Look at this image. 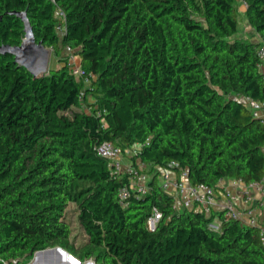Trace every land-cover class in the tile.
I'll return each mask as SVG.
<instances>
[{"label": "trees", "instance_id": "1", "mask_svg": "<svg viewBox=\"0 0 264 264\" xmlns=\"http://www.w3.org/2000/svg\"><path fill=\"white\" fill-rule=\"evenodd\" d=\"M54 1L0 0V45L21 43L15 12L25 11L37 41L61 60L72 47L92 77L86 88L64 60L35 78L0 54V264L54 246L96 264H264L258 227L229 220L213 231L158 184L161 169L181 167L213 187L264 178V125L238 98H264V0H243L260 41L235 37L236 0ZM56 7L67 14L62 40ZM105 141L141 144L131 161L150 167L147 194L120 197L130 175L98 153ZM71 203L86 236L78 245ZM154 208L162 218L151 230Z\"/></svg>", "mask_w": 264, "mask_h": 264}, {"label": "built area", "instance_id": "2", "mask_svg": "<svg viewBox=\"0 0 264 264\" xmlns=\"http://www.w3.org/2000/svg\"><path fill=\"white\" fill-rule=\"evenodd\" d=\"M53 2H55L53 0ZM55 29L61 40L67 32V14L56 7ZM258 58V68L262 75L264 84V41L256 46ZM62 60L67 61L73 75L77 78H84L86 88L89 87L92 77L84 75L80 56L70 46H65L62 50ZM64 64V63H63ZM85 88V89H86ZM84 90L80 99H83ZM249 108L253 117L260 120L264 125V98L256 99L249 95H240L238 97ZM105 111L98 109L97 114L102 115ZM141 144L136 143L122 149L119 145L111 141L101 143L97 151L107 158L109 165L114 173H127L130 175V183L120 188L121 198H128L131 195L143 196L150 191L149 181H142L140 170L147 166L138 160V168L135 167L131 158L137 154ZM130 159V160H129ZM177 166L172 163V166ZM221 179L216 187L205 183L193 184L188 177V171L185 168L178 170L173 168L161 169L158 176V184L162 189L169 192L174 197V206L176 209L187 208L197 212L204 213L210 218L209 228L216 232L222 231V225L225 221L236 220L244 225L256 226L259 228V239L264 246V219L261 211L264 208V199L256 197L252 190L264 191V178L260 181L245 182L241 178H229L228 182ZM225 198L220 201V196ZM162 218V213L154 208L152 214L147 219V226L154 230ZM2 264H24L4 261Z\"/></svg>", "mask_w": 264, "mask_h": 264}, {"label": "water", "instance_id": "3", "mask_svg": "<svg viewBox=\"0 0 264 264\" xmlns=\"http://www.w3.org/2000/svg\"><path fill=\"white\" fill-rule=\"evenodd\" d=\"M15 14L21 18L24 23V38L21 43L16 45L2 44L0 45V54L12 55L15 62L19 66L25 67L35 78H40L47 75L52 68H50V58L52 49L45 46L42 41H37L34 34V29L29 21L25 11H17ZM54 251L67 252L61 246L47 247L45 249L37 250L33 253V258L38 260L43 254L52 253ZM70 255V254H69ZM71 256V255H70ZM73 257V256H71ZM74 261L79 264L80 260L73 257ZM89 264H96L95 260L89 259ZM15 263H18L17 261ZM27 264H32L31 262Z\"/></svg>", "mask_w": 264, "mask_h": 264}, {"label": "rangeland", "instance_id": "4", "mask_svg": "<svg viewBox=\"0 0 264 264\" xmlns=\"http://www.w3.org/2000/svg\"><path fill=\"white\" fill-rule=\"evenodd\" d=\"M236 6H237V9H238V13H239L240 25H239V31L235 35V37H239L240 39H247V40L257 41V32L251 26V24L249 23V21H248V19L246 17V14H245L246 13V9H247V5L245 4V2L243 0H236ZM52 52L53 53L51 55L50 63H49L50 68L56 69L58 67L63 66V61L60 59V57H57L55 55L53 49H52ZM88 100L90 102H94L95 101V97L92 96V95H89L88 96ZM140 173H141V177H142V175L144 177L142 181H146V180H148L150 178V176H152V174L150 173V167H147V166L146 167L143 166L140 169ZM67 218L72 224L71 240H73L76 243V245H78L80 243H83L85 241V237L86 236H85L84 231L82 230L80 224L77 221V215H76V212H75V205L73 203H71L69 205V207L67 208ZM89 259L94 260L93 258H89ZM89 259H87L86 261H88ZM7 262H9V261H7Z\"/></svg>", "mask_w": 264, "mask_h": 264}, {"label": "crops", "instance_id": "5", "mask_svg": "<svg viewBox=\"0 0 264 264\" xmlns=\"http://www.w3.org/2000/svg\"><path fill=\"white\" fill-rule=\"evenodd\" d=\"M260 40H261V36L257 33V41H260ZM143 178L144 177L142 175V177H140L139 179L143 180ZM150 178H151V176H150ZM148 180H146V181H148ZM225 181L228 182L229 178H225L224 182ZM252 192L254 195H256V197L264 199V191H258V190L254 189V190H252ZM224 198L225 197L223 195H221L219 199H220V201H223ZM261 214H262V218L264 219V208L262 209ZM65 250L67 252L54 251L52 253L43 254L40 259L35 260L34 258H32L30 260V262L32 264H77L73 259V257H75V258H77V257L75 255H73L69 250H67V249H65ZM69 254L73 257H71ZM79 264H89V263L86 260L85 261L80 260Z\"/></svg>", "mask_w": 264, "mask_h": 264}]
</instances>
